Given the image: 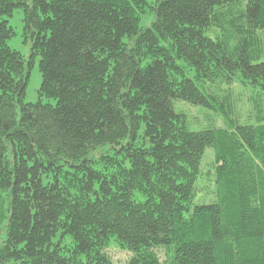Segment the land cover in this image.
<instances>
[{"label": "trees", "instance_id": "16d2710c", "mask_svg": "<svg viewBox=\"0 0 264 264\" xmlns=\"http://www.w3.org/2000/svg\"><path fill=\"white\" fill-rule=\"evenodd\" d=\"M237 79L264 93V0H0V264H113L111 241L126 264H264V119L240 121Z\"/></svg>", "mask_w": 264, "mask_h": 264}, {"label": "rangeland", "instance_id": "374dc122", "mask_svg": "<svg viewBox=\"0 0 264 264\" xmlns=\"http://www.w3.org/2000/svg\"><path fill=\"white\" fill-rule=\"evenodd\" d=\"M152 21L151 15H146L141 18L140 29L147 28ZM10 27L13 28L15 35L8 41V46L20 53L26 60L30 55V42L24 38V24H23V11L16 10L12 17L8 18ZM192 77L193 73H188ZM42 82V77L39 72L38 62L31 68L29 80L26 87L24 102L29 104L37 103L39 100L38 91ZM227 90L233 94L236 110L240 121L250 120L254 122L257 116L264 119V93L259 89L248 84L242 83L240 80L227 87ZM226 89V87L224 88ZM42 103L54 104L51 99L42 98ZM176 108L184 112L188 128L192 131H198L207 126L209 120L219 128H225L226 124L218 112L209 111L201 107L190 106L188 104L176 103ZM213 152L207 149L201 161V175L196 184L195 203L200 204L203 201L210 203L215 198V180H214V167H213ZM1 241V240H0ZM107 254L113 264H126L130 255L120 249L118 245L111 241L107 249ZM164 253L159 252L161 263H164Z\"/></svg>", "mask_w": 264, "mask_h": 264}]
</instances>
